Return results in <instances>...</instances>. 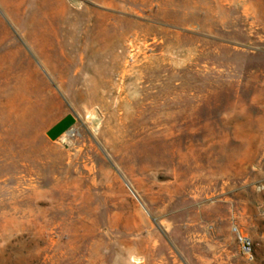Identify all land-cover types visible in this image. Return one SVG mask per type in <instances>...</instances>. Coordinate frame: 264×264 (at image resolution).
I'll return each instance as SVG.
<instances>
[{
    "label": "rangeland",
    "instance_id": "rangeland-1",
    "mask_svg": "<svg viewBox=\"0 0 264 264\" xmlns=\"http://www.w3.org/2000/svg\"><path fill=\"white\" fill-rule=\"evenodd\" d=\"M0 264H264V0H0Z\"/></svg>",
    "mask_w": 264,
    "mask_h": 264
},
{
    "label": "crops",
    "instance_id": "crops-1",
    "mask_svg": "<svg viewBox=\"0 0 264 264\" xmlns=\"http://www.w3.org/2000/svg\"><path fill=\"white\" fill-rule=\"evenodd\" d=\"M58 27L55 23H43L42 35L46 38H51L50 40H62L66 38V35L61 34L60 32H64V28L62 24H58ZM38 56H40V52H36ZM76 118L72 114H67L63 116L56 123L52 124L46 130V139L49 142H57L64 135H66L74 126Z\"/></svg>",
    "mask_w": 264,
    "mask_h": 264
},
{
    "label": "built area",
    "instance_id": "built-area-1",
    "mask_svg": "<svg viewBox=\"0 0 264 264\" xmlns=\"http://www.w3.org/2000/svg\"><path fill=\"white\" fill-rule=\"evenodd\" d=\"M239 240L241 242V245H242V248H243V251L246 253V254H250L251 253V243L245 239V238H242V237H239Z\"/></svg>",
    "mask_w": 264,
    "mask_h": 264
},
{
    "label": "bare ground",
    "instance_id": "bare-ground-1",
    "mask_svg": "<svg viewBox=\"0 0 264 264\" xmlns=\"http://www.w3.org/2000/svg\"><path fill=\"white\" fill-rule=\"evenodd\" d=\"M261 126V125H260ZM254 148H255V140L254 139H252L251 140V150H254ZM253 153H254V151H253ZM262 172V171H261Z\"/></svg>",
    "mask_w": 264,
    "mask_h": 264
}]
</instances>
